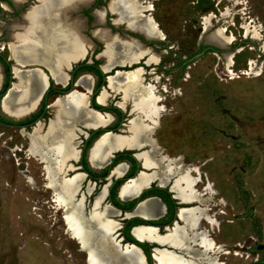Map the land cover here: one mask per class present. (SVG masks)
Listing matches in <instances>:
<instances>
[{"label":"flooded vegetation","instance_id":"flooded-vegetation-1","mask_svg":"<svg viewBox=\"0 0 264 264\" xmlns=\"http://www.w3.org/2000/svg\"><path fill=\"white\" fill-rule=\"evenodd\" d=\"M111 1L88 0L83 5H79L74 0L73 3L66 4L69 22L75 21L72 28L70 24L66 27L68 32L73 30L74 55L80 52L79 38L82 37L84 41L82 56L74 60L70 56L58 54V48L60 49L65 43L63 38L65 27L63 26H57V36H54L52 29L44 28L43 32L40 30V36L43 39L40 44L35 41L39 36L38 28L28 30L29 35L26 33L23 36L22 33L27 24L25 15L37 6L40 0H22L19 3L14 0H0V148L5 150L4 155L9 158L12 151L16 150L14 134L17 131L28 130L26 132L28 173H36L35 178L28 175V182L34 183L42 192L43 208L47 217L54 218L58 223L60 234L66 239L76 240L81 250H83L81 243L76 234L71 231L68 222V213L74 205L79 206L81 217L91 225L95 224L94 216L97 215L113 222L115 228L110 236L114 241L112 243L122 248L129 246L130 242L138 243L146 255L148 264H153L151 260L156 251L155 247L163 246L177 255L186 257L185 259H190L189 256L193 255H188L181 246H172L173 244L169 246V242L165 241L164 237L175 227L185 229V222L181 217L183 210L202 207L205 209V216L198 220L196 230L185 229L190 237L189 245L196 251H203L201 242L193 236L196 232L205 231L214 244L208 252L209 256L215 254L212 256L219 264H223L220 262L224 254L223 246L216 239L217 233L221 232L217 216L223 212L222 207L219 206L221 205L219 197L203 198L202 184L199 188L196 187L202 201L179 195L174 188L177 174L163 176L158 173V169L165 166L167 162L160 160L158 164L145 163L141 154L151 150L145 142L140 148L130 144L115 151L106 149L103 155L98 156L94 153L103 135L113 134L127 138L131 136L128 126L134 116L135 102L132 99L125 101L120 91L111 90L108 78L117 69L131 72L138 67L143 68L144 82L156 86L158 95H164L166 98L172 95V84H170L171 81L167 83L165 79L171 80L169 76H172L176 69L172 66L176 64L175 59L166 55L160 57L162 48L172 49L171 51L175 53L174 46L166 41V37L156 33L146 34L139 26L132 28L124 21L118 22L116 13L110 7ZM140 1L147 6L151 0ZM153 1L151 4L154 9ZM97 11L102 12L101 21L97 17ZM80 19L83 21L82 29L76 25ZM98 30L119 40V44L115 45L116 58L123 57L122 41L125 40L138 44L141 51L145 53L137 60H126L121 63L118 59L117 62H112L108 68H105L108 61L105 55L106 43L96 34L95 31ZM51 37L56 39L53 43L56 48L48 52L45 41ZM22 38H26L28 49L17 47L14 52L13 45L19 46ZM118 46L122 49L120 56H117V53H121L116 50ZM205 50L206 48L203 51ZM151 55L157 57L151 60ZM45 57H49L51 67L59 71L57 76L59 79L53 74ZM187 61L185 59L179 63L182 65ZM36 71L43 72L45 87L40 90L42 84L36 76H32L28 116L14 120L11 116H17L14 112L6 110L5 99L10 91L20 84L22 76L28 77L30 72ZM83 77L85 81L80 82ZM104 90L108 92V96L104 102H101L99 96ZM75 91L84 96V107L78 119L68 118L63 122L56 120V102ZM166 91L167 94H165ZM123 101L125 103L121 105ZM159 106L163 107V105ZM89 113L109 115L111 119L96 122ZM38 125L41 127L42 136L41 155L30 152V135ZM61 135L65 137L64 140ZM159 154L161 157L169 158L168 154ZM142 176H145V180L136 191L123 192L127 184ZM57 191L65 195L64 199L56 198ZM141 224L154 225V227H139ZM137 228L152 229L153 237L145 236L141 238L142 243L137 242L134 237V230ZM85 260L89 264L87 253Z\"/></svg>","mask_w":264,"mask_h":264},{"label":"rangeland","instance_id":"rangeland-1","mask_svg":"<svg viewBox=\"0 0 264 264\" xmlns=\"http://www.w3.org/2000/svg\"><path fill=\"white\" fill-rule=\"evenodd\" d=\"M153 2V17L175 51L162 48L160 57L175 59L176 69L171 80L165 79L171 81L172 95L160 94L158 105L164 109L151 138L159 153L169 160L181 158L187 171L202 180L196 187L203 185V198L221 199L220 262L264 264V247L259 248L264 246V0ZM210 13L214 16L204 34V17ZM223 27L234 42L203 51L210 41L217 44L211 35ZM121 93L135 102L134 117L140 115L133 91ZM55 119L66 121L57 111ZM27 131L14 134L16 150L9 158L0 148V264H88L87 252L60 234L43 208L42 192L28 182V175L35 178L36 173H28ZM202 248L189 256L194 264L209 261Z\"/></svg>","mask_w":264,"mask_h":264},{"label":"bare ground","instance_id":"bare-ground-1","mask_svg":"<svg viewBox=\"0 0 264 264\" xmlns=\"http://www.w3.org/2000/svg\"><path fill=\"white\" fill-rule=\"evenodd\" d=\"M41 1V6L32 8L25 15L27 19V24L26 28L22 33L23 36L26 33L28 34V30H31L32 28H38L39 36L35 39V41L40 44L43 41L40 36V30H42L43 32L44 28H46L47 30L52 29L54 36H57V26H63L65 27L63 34L65 43L60 49L58 48V54L60 56H70L74 60H77L82 56L84 41L81 37L79 38L78 47L80 49V52L74 55L72 48L74 47L73 30L71 29L68 32V29L66 27L70 24L72 28L73 23L75 21L73 23L69 22L67 12L65 11V7L63 6V0ZM111 7L119 16V20L126 22L129 27L134 28L136 26H139L141 30H143L146 34L152 35L156 33L161 37H166L165 33L161 30L160 24L153 17V14L149 13L153 10L152 4L144 6L140 0H114L111 3ZM213 16L214 14L210 13L209 15L204 17V34L209 30V19ZM80 24L81 22L80 20H78L76 22V25L80 27ZM225 30L226 28L223 27L216 31L213 35H211V38H213L217 42V44L221 46L232 44L236 39L233 35H225ZM151 31L153 33H151ZM75 35H77V33ZM254 36L256 37L257 33H255ZM25 39L22 38L19 41V46L13 45L14 52H16L17 47H21L24 50L28 49L29 45L27 44ZM55 40L56 39L51 37V39L48 38V40L45 41V48H47L48 52H52V48H56V46H54L53 44ZM116 44H119V42L116 43V41L114 40L113 45L108 48L110 57L109 64H111L112 62H114L115 59H117L114 55ZM122 47L123 57L121 56V58H119V61L121 63L125 62L126 60H137L142 54L145 53V51H141L138 44L135 43L123 42ZM227 56L229 67H231L233 64V55L229 54ZM39 57L41 56L39 55ZM155 57L157 56L151 55V60ZM45 58L47 59L46 61H48V64L51 67L52 65L50 64V58ZM252 63L253 62L251 61L250 64ZM52 72L54 75H56V77L59 75V71L56 70V68H52ZM143 72L144 69L138 67L136 70L126 73L118 71L115 76L109 77L110 89L113 91L119 90L120 92L124 93V96H126L130 91H133L136 96L134 98L138 101L141 110L140 115L135 117L133 116L129 122V131L131 132V136L129 138L122 137L119 135L106 134L102 136V138L98 141L94 153L99 156L103 155L106 149L113 151L120 149L126 145L131 144L137 146L145 142L151 148L150 152H144L141 154V156L144 157L145 163L147 165H150L158 164L160 160L162 162L168 161L164 168L161 167L162 169L160 168L158 170V173L162 174L163 176H166L167 174L171 173H177L179 178L176 180L175 190L178 192V194L185 198L187 197L192 198L194 200H198V192L196 190V186L199 181L198 177L192 176L187 171L186 166L181 162V158H174L169 160L168 158L161 157L156 141L151 138V132L153 128H155L158 124L159 111L163 110V107H160L158 105L161 102L162 98L160 95H158L156 86H154L153 84H146L144 82L142 78ZM32 76H36L38 81L42 84L40 90L45 87V82L43 81V72H30V74H28V77L22 76L20 84L16 85L15 89H12L7 98L5 99L4 105L6 107V110L11 113L14 112L17 117H22L28 114V100L30 99V93L32 91L30 85V82L32 81ZM57 79L59 78L57 77ZM84 81L85 77L81 78L80 82ZM107 95L108 92L104 90L100 94L99 100L101 102H104L107 98ZM56 104V111L60 118L65 120L68 118L77 120L79 114L81 113L84 107V96L79 92L75 91L67 97L58 99ZM89 116L92 117L96 122H105L111 119V116L101 115L100 113H89ZM40 130L41 127L40 125H38L36 128H34L32 135H30V152L38 155H41L42 146V136ZM61 137L64 140L65 137L63 135H61ZM188 170H190V168H188ZM144 180L145 176H142L141 178L130 182L124 187L123 192L136 191L142 185ZM64 196L65 195H63L61 192H56L57 199H64ZM68 216V222L71 231L76 234L77 238L81 243L82 248L88 253L90 264H145V256H143L140 250L136 247L126 246L122 248L118 244L112 243L113 239H111L110 236L112 235L113 229L115 228V224L113 222H110L102 216L97 215L94 216L95 224L91 225L81 217L78 205H74L70 208ZM204 216L205 210L202 207L183 210L181 213V217L185 222V229L188 228L193 231H195L197 227L198 220ZM185 229L175 227L167 236L164 237V240L173 245L181 246V248H183L185 252L187 251L188 255H195L193 249L189 245L190 237L188 236ZM134 233L139 238L145 236L153 237L152 229L144 230L143 228H137L134 230ZM193 237L194 239H197V241H200L202 246L205 247L204 252L206 254H208V252L214 247L213 241L208 237L205 231L196 232ZM212 255L209 256V261H207L205 264H219L217 262V259L213 257L215 254L213 256ZM155 260L156 264H194L190 259H185L183 256L168 251L156 252Z\"/></svg>","mask_w":264,"mask_h":264},{"label":"water","instance_id":"water-1","mask_svg":"<svg viewBox=\"0 0 264 264\" xmlns=\"http://www.w3.org/2000/svg\"><path fill=\"white\" fill-rule=\"evenodd\" d=\"M209 45L214 46V47H217V48H222V47H223V46H220L219 44H216V43H214V42H212V41L209 42ZM118 71H120V72H124V73L129 72V71H125V70H123V69H122V70H121V69H117V70L115 71V73L112 74L111 76H115V75L118 73ZM108 80H109V78H108ZM27 116H28V114H26V115H24V116H22V117H15V116H11V117H12V119H14V120H20V119H24V118L27 117ZM103 136H104V135H103ZM140 146H141V145H137L136 147H137V148H140ZM113 151H115V150H113ZM141 226H151V227H154V225H145V224H141V225H139V227H141ZM134 237H135V239L137 240V242H140V243L143 242V240H142L141 238H139L135 233H134ZM113 242H114V241H113ZM129 244H130L129 246H131V247H136L137 249L140 250L141 254H142L143 256H145V264H148V261H147L146 255H145V253H144L142 247H141L138 243H136V242H130ZM168 245L171 246L172 244H171V243H168ZM172 246H174V245H172ZM263 247H264V246H261V247H259V248L262 249ZM155 250H156L155 253H156V252H159V251H168V252H172V253L176 254L175 252H173L171 249H169V248L166 247V246H163V247H155ZM155 253L152 255V262H153V264H156ZM180 256H182V255H180ZM183 257H184V256H183ZM185 258H186V257H185ZM87 260H88V262H89L88 255H87ZM89 264H90V262H89Z\"/></svg>","mask_w":264,"mask_h":264},{"label":"crops","instance_id":"crops-1","mask_svg":"<svg viewBox=\"0 0 264 264\" xmlns=\"http://www.w3.org/2000/svg\"><path fill=\"white\" fill-rule=\"evenodd\" d=\"M73 1L74 0H63V3H64V7H65V11L67 12V10H66V4L68 3V2H71V3H73ZM77 1V3L79 4V5H83L84 3H86L88 0H76ZM112 1H114V0H112ZM112 1L110 2V7H111V3H112ZM42 1L40 0V3L37 5V6H35L34 8H36V7H39V6H41V3ZM111 9L115 12V10L111 7ZM116 13V12H115ZM97 17H98V19L101 21L102 20V12L101 11H97ZM116 15H117V13H116ZM116 20L118 21V22H120L121 20H119V16L117 15V17H116ZM80 22H81V24H80V29H82L81 27L83 26V21H82V19H80ZM96 32V34L98 35V36H100V38L102 39V40H104L105 41V43H106V50H105V55L107 56V58H108V61H107V64L105 65V68H108L111 64H109V60H110V57H109V51H108V48L109 47H111L112 45H113V41L115 40L116 41V43H118L119 42V40H117V39H115V38H111V37H109V36H107V35H105L104 34V32L101 30H98V31H95ZM82 38V37H81ZM123 42H126V43H128L129 41L128 40H125V41H122V43ZM84 45V44H83ZM50 67V66H49ZM51 68V67H50ZM51 70H52V68H51Z\"/></svg>","mask_w":264,"mask_h":264},{"label":"trees","instance_id":"trees-1","mask_svg":"<svg viewBox=\"0 0 264 264\" xmlns=\"http://www.w3.org/2000/svg\"><path fill=\"white\" fill-rule=\"evenodd\" d=\"M206 51H219V50L213 46H208V47H206Z\"/></svg>","mask_w":264,"mask_h":264}]
</instances>
